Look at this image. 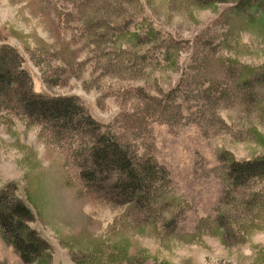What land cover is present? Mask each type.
<instances>
[{
  "label": "rangeland",
  "instance_id": "1",
  "mask_svg": "<svg viewBox=\"0 0 264 264\" xmlns=\"http://www.w3.org/2000/svg\"><path fill=\"white\" fill-rule=\"evenodd\" d=\"M235 2L0 0V43L33 91L74 97L157 174L147 210L111 205L78 188L74 133L0 113V189L29 206L51 264H264V180L225 176L264 153V13ZM0 264L29 263L0 237Z\"/></svg>",
  "mask_w": 264,
  "mask_h": 264
},
{
  "label": "trees",
  "instance_id": "2",
  "mask_svg": "<svg viewBox=\"0 0 264 264\" xmlns=\"http://www.w3.org/2000/svg\"><path fill=\"white\" fill-rule=\"evenodd\" d=\"M215 1L228 0H205L207 3ZM235 3V8L245 11L252 8L264 13V0H236ZM21 63L22 58L13 46L0 43V113H21L35 124L49 125L53 132H71L76 139L88 138L84 144H75L73 138L69 147L70 152L77 157L79 170L75 178L78 188L111 205H129L132 208L142 205V210H147L148 201L151 202L148 199L149 190L157 176L149 160L139 157L136 150L126 148L120 138L101 130L102 124L94 120L74 97L47 96L33 91L31 78ZM243 88V82L237 83V90ZM226 169V181L232 187L240 188L249 182L264 180V153L243 160L231 157ZM10 189L7 186L0 189L2 241L11 246L23 262L51 264L50 245L29 225L34 218L33 212L15 194V188ZM105 189L111 196L97 193ZM260 197L258 191H249L241 197V203L250 204V201H258ZM262 209L261 203L252 217L255 218ZM247 220L244 224L233 222V226L242 229Z\"/></svg>",
  "mask_w": 264,
  "mask_h": 264
}]
</instances>
